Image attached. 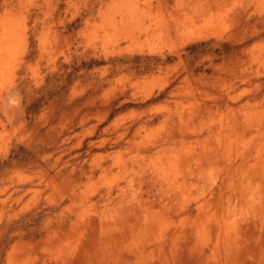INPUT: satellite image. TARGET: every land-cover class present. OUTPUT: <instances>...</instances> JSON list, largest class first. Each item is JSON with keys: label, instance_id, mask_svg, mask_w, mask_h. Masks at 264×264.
I'll use <instances>...</instances> for the list:
<instances>
[{"label": "rangeland", "instance_id": "rangeland-1", "mask_svg": "<svg viewBox=\"0 0 264 264\" xmlns=\"http://www.w3.org/2000/svg\"><path fill=\"white\" fill-rule=\"evenodd\" d=\"M0 264H264V0H0Z\"/></svg>", "mask_w": 264, "mask_h": 264}]
</instances>
